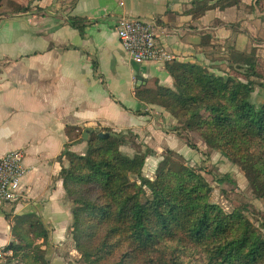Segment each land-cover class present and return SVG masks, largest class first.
Instances as JSON below:
<instances>
[{
  "label": "crops",
  "instance_id": "crops-1",
  "mask_svg": "<svg viewBox=\"0 0 264 264\" xmlns=\"http://www.w3.org/2000/svg\"><path fill=\"white\" fill-rule=\"evenodd\" d=\"M12 1L25 9L0 15V156L22 151L27 172L21 197L0 200V247L17 240V230L27 232L28 218L19 223L16 218L35 215L47 229L42 249L49 264H79L68 233L71 202L59 176L67 165L66 125L82 131L68 146L76 153L85 151L90 130L109 128L150 147L147 170L164 148L190 162L205 156V163H213L196 133L188 138L203 146L193 149L174 132V117L138 96H154L158 85L174 88V82L166 63L130 58L115 33L117 18L153 20L156 41L172 61L226 77L241 70L240 58L249 47L264 55V10L256 0H233L225 7L232 0ZM71 17L85 24L72 26ZM251 99L261 101L260 88L254 87ZM213 156L222 163L219 153ZM234 169L227 171L230 176Z\"/></svg>",
  "mask_w": 264,
  "mask_h": 264
},
{
  "label": "trees",
  "instance_id": "trees-1",
  "mask_svg": "<svg viewBox=\"0 0 264 264\" xmlns=\"http://www.w3.org/2000/svg\"><path fill=\"white\" fill-rule=\"evenodd\" d=\"M256 5L264 10V0ZM24 9L0 0V15ZM69 24L81 28L85 21L71 17ZM242 56L239 73L226 77L192 63H166L174 88L158 85L156 95L138 96L174 117V132L191 148L197 149L188 138L192 132L245 172L252 199L262 201L264 60L252 49ZM256 84L258 103L251 99ZM101 130L105 133L98 136ZM65 132L67 165L59 176L71 202L68 233L84 264H264V232L243 210L226 211L210 199L207 174L220 185L231 181L229 172L212 173L203 163L188 166L181 154L166 148L150 179L144 176L150 148L129 154L122 150L127 139L121 132L100 128L90 130L85 151L76 153L68 146L82 131L66 125ZM258 212L264 219V208ZM26 218L27 232H15L17 240L5 247L10 254L2 264H49L42 249L47 229L35 215L16 223Z\"/></svg>",
  "mask_w": 264,
  "mask_h": 264
},
{
  "label": "built area",
  "instance_id": "built-area-1",
  "mask_svg": "<svg viewBox=\"0 0 264 264\" xmlns=\"http://www.w3.org/2000/svg\"><path fill=\"white\" fill-rule=\"evenodd\" d=\"M119 44L136 62L169 63L174 56L156 41L155 22L137 17L120 15L115 23ZM27 172L23 164V153L10 150L0 156V200L16 201L21 197V178ZM10 250L0 247V264Z\"/></svg>",
  "mask_w": 264,
  "mask_h": 264
},
{
  "label": "rangeland",
  "instance_id": "rangeland-1",
  "mask_svg": "<svg viewBox=\"0 0 264 264\" xmlns=\"http://www.w3.org/2000/svg\"><path fill=\"white\" fill-rule=\"evenodd\" d=\"M255 42L258 43L257 38H255ZM251 49L255 52L256 56H258L259 58L264 60V55L261 54V52L259 51V49L256 48V46L249 47L247 49V51H245V52L247 53ZM243 54H244V52H243ZM242 59H243V56H241V58H240L241 63H242ZM235 73L237 74V73H239V71L235 70ZM256 88H259V86L257 84L255 85V89ZM254 96H255V94H254ZM125 137L127 139V143L124 144V146L122 147V150L124 152L132 154L135 149L136 150L138 149V147L141 150H144V148L147 147V146H145V144H143V142L139 141L138 138H136V136L133 134H130V135L125 136ZM193 141L195 143H197L195 140H193ZM195 145L198 148L203 146V144L200 142L198 144H195ZM204 146H205L204 153L207 154L208 159L212 160L213 163L212 164L205 163L206 158H205V156H203V159H201L200 161H198L196 163L185 160V162L188 166L197 167V166H200L202 164V161H203L204 166H206V168L208 170H211L212 173L223 174V173H226L227 171H230L232 164L225 161L224 157H222V163L220 161L215 162L216 158L213 156L215 151L212 150L211 148H209L206 144ZM148 148H150V147H148ZM165 149L166 148H164L160 154H162V152ZM151 167H152L151 171L154 170L155 166L152 165ZM145 172L146 173L144 174V176H148L150 179L153 177L154 171L150 172V171L145 170ZM230 177H231V181H224L223 183H221L219 185L213 180V176L211 174H209V173L207 174V179L212 186V192L210 195V199L226 211L231 210L233 207H237V208L243 210L245 215L251 220V222L254 224V226H256L258 229H260L264 232V219L261 218V214L258 212L264 208V200L260 201V200L252 199L250 192H249L248 188L246 187L247 186L246 185L247 176H246L245 172L240 170L238 167H236V169H234L232 171ZM69 237L72 240L70 233H69ZM72 244H73V241H72ZM73 248H74V245H73ZM77 253L79 254L78 251H77ZM79 264H84L82 262V260L80 259V254H79Z\"/></svg>",
  "mask_w": 264,
  "mask_h": 264
},
{
  "label": "water",
  "instance_id": "water-1",
  "mask_svg": "<svg viewBox=\"0 0 264 264\" xmlns=\"http://www.w3.org/2000/svg\"><path fill=\"white\" fill-rule=\"evenodd\" d=\"M104 133H105V132H103V131H99V132H98V136H103ZM85 135H86V134H84V137H85Z\"/></svg>",
  "mask_w": 264,
  "mask_h": 264
}]
</instances>
